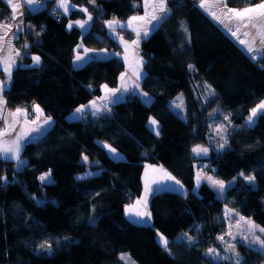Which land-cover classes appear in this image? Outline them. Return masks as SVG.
<instances>
[{
    "label": "trees",
    "instance_id": "1",
    "mask_svg": "<svg viewBox=\"0 0 264 264\" xmlns=\"http://www.w3.org/2000/svg\"><path fill=\"white\" fill-rule=\"evenodd\" d=\"M71 1L91 15L86 34L67 27L70 19L85 16L82 11L63 15L60 23L50 14L54 2L25 12V36L32 46L5 92L7 107L39 106L54 125L25 146L24 166L0 158V264H126L122 253L137 264H263L259 251L240 244L235 259L215 261L207 252L224 251L218 236L225 207L264 227V113L253 125L248 122L264 100V56L253 61L200 9L199 0H168V14L141 46V86L151 104L130 97L113 105L112 116L103 112L71 120L79 107L101 97L103 86H119L125 71L122 47L105 23L140 15L142 0ZM262 3L225 4L243 10ZM10 13L0 0L2 23ZM81 42L114 56L76 69L75 48ZM180 94L184 116L173 108ZM150 119L159 123L158 135L149 128ZM225 122L221 150L216 127ZM197 146L207 147L210 157L196 159ZM107 147L124 160H114ZM84 156L91 164L82 163ZM146 165L164 167L188 192L155 194L149 205L152 226L133 224L125 216L126 207L143 193ZM196 165L207 166L222 181L236 180L226 201L206 183L194 192ZM44 174L51 183L41 181ZM183 233L186 238L178 240ZM159 235L167 239L165 246Z\"/></svg>",
    "mask_w": 264,
    "mask_h": 264
},
{
    "label": "crops",
    "instance_id": "2",
    "mask_svg": "<svg viewBox=\"0 0 264 264\" xmlns=\"http://www.w3.org/2000/svg\"><path fill=\"white\" fill-rule=\"evenodd\" d=\"M2 1L11 10L8 18L16 21L17 24L12 27H6L0 20V158L15 162L16 167H22L25 165V161L21 159V154L25 146L28 143L40 140L54 125L53 120L47 117L39 106H33L30 110H10L7 107L5 92L11 89L15 73L21 65L19 42L25 31V12L28 10L31 12L40 11L49 2H54L56 8L65 16L67 15L64 11H68L69 15L75 10L82 11L85 16L79 19L84 20L87 28L84 27L85 30H82L83 28L79 26H73L72 28H78L83 34H86L90 30L92 21L88 11L85 8L75 6L71 0ZM199 1L200 9L215 22L214 16L211 14V11L215 9L212 4H220L222 10L223 3L228 0ZM234 10L236 11L237 9ZM168 12V0H142V13L140 15L133 16L125 22H118L117 20H111L110 22L121 33L122 37H124L123 33L125 32L132 34L134 40L141 37L140 43L142 46L156 28H158ZM88 17L90 20H88ZM79 19L70 20L74 21ZM74 24L77 25V22ZM107 24L109 23L106 22L105 27L108 35H110ZM219 26L222 27L221 25ZM113 39L118 41L116 38ZM124 44L122 52L127 43L124 42ZM113 56L114 53L111 51L105 49H89L81 42L75 48L73 66L79 69L91 61L106 60ZM40 62L38 57L34 58L36 66ZM142 80L143 76L141 74L135 75L125 65V71L120 76L119 86L117 88L111 89L103 86L101 97L91 101L87 105L79 107L71 115L70 119L82 120L87 115L92 117L100 116L105 106L115 105L127 100L129 97H137L146 105L151 104L152 98L142 90ZM148 126L156 135L160 133V125L155 119H150ZM107 151L114 160H124V156L113 148L107 147ZM193 153L196 159H207L210 157V150L207 147L197 146L194 148ZM41 181L45 184L52 182L49 174L41 176ZM142 182L143 193L141 197L125 209L126 218L137 225H153L149 205L155 194L169 191L186 196L188 193L181 182L160 165H146ZM158 241L162 246H165L168 242L162 235L158 236Z\"/></svg>",
    "mask_w": 264,
    "mask_h": 264
},
{
    "label": "rangeland",
    "instance_id": "3",
    "mask_svg": "<svg viewBox=\"0 0 264 264\" xmlns=\"http://www.w3.org/2000/svg\"><path fill=\"white\" fill-rule=\"evenodd\" d=\"M225 3L222 5V10L220 4H212L215 9L211 11V14L214 16L216 24L218 23L221 25L223 31L235 41L253 61L258 62L264 56V3L259 6L236 11H233V9L230 10ZM64 13L69 16L68 11H64ZM88 20H90L89 17ZM74 21L77 22V25L74 24ZM74 21H68V29H72L73 26H79L83 28L82 30H85L84 27L87 28L84 24V20L79 19ZM108 23L107 27L110 31V36L116 38L122 45V48L123 45H125L124 42L127 43L120 55L125 65L132 73L135 75L141 74L144 78L145 71L144 58L141 53V37L135 40L133 39V41H128L121 36V33L116 30V27H114L110 21H108ZM175 101L177 103L175 102L176 104L173 107L174 110L184 116V96L182 94L178 95ZM262 113H264V100L252 110L251 117L248 120L249 124L253 125L257 117ZM226 117L227 115H223V118ZM226 123L227 122L224 124L220 123L216 127L217 134L215 136V143L217 149L223 150L226 146V134L228 132ZM202 152H204V150H202ZM82 163L89 165L91 161L88 157L84 156ZM206 167L207 166L202 165L200 168L199 165H196L194 192L197 193L199 187L206 183L213 189L217 198L226 201L227 191L235 185L236 180L233 179L228 182L222 181L218 179L214 173L208 172ZM245 180L250 184L254 183L252 177H245ZM219 223L223 224L224 227L218 236L220 237V245L224 251L221 254L219 250L216 251L211 249L207 252L209 258L215 261L226 257L235 259V257L238 256L237 246L239 244L259 251L264 256V227L256 224L252 219L243 216L237 210L230 207L224 208ZM184 238H186V235L183 233L178 237V240ZM120 259L126 264H137L127 253H122ZM236 261L238 262L239 260Z\"/></svg>",
    "mask_w": 264,
    "mask_h": 264
},
{
    "label": "built area",
    "instance_id": "4",
    "mask_svg": "<svg viewBox=\"0 0 264 264\" xmlns=\"http://www.w3.org/2000/svg\"><path fill=\"white\" fill-rule=\"evenodd\" d=\"M50 14L55 18L56 22L60 23L62 21L63 14L59 9L56 8L55 5L53 7H51ZM16 24H17V22L14 20H11V19L3 21V25L6 27H12ZM20 45H21L20 46V53H21V59H22L23 56L27 53L28 48H30L32 46V43H30L29 40L25 36V31L23 33ZM103 112L109 116H112L115 113V107L113 105L105 106L103 109ZM83 119H85V118H83Z\"/></svg>",
    "mask_w": 264,
    "mask_h": 264
}]
</instances>
